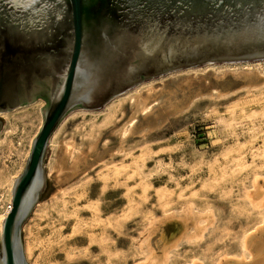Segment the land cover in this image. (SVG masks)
I'll return each instance as SVG.
<instances>
[{"label": "rangeland", "instance_id": "rangeland-1", "mask_svg": "<svg viewBox=\"0 0 264 264\" xmlns=\"http://www.w3.org/2000/svg\"><path fill=\"white\" fill-rule=\"evenodd\" d=\"M164 83L176 95L162 104ZM150 88L158 106L120 135L133 113L128 96ZM44 104L0 112V214ZM44 173L47 187L22 226L28 264H135L142 240L169 244L195 224L199 237L168 264L239 256L241 237L264 217L247 195L255 179L264 191V59L175 69L99 109L72 110L48 141Z\"/></svg>", "mask_w": 264, "mask_h": 264}, {"label": "water", "instance_id": "water-1", "mask_svg": "<svg viewBox=\"0 0 264 264\" xmlns=\"http://www.w3.org/2000/svg\"><path fill=\"white\" fill-rule=\"evenodd\" d=\"M258 59L264 0H0V112L45 101L2 219L0 264H28L22 226L47 187L48 141L69 112L99 109L175 69Z\"/></svg>", "mask_w": 264, "mask_h": 264}, {"label": "bare ground", "instance_id": "bare-ground-1", "mask_svg": "<svg viewBox=\"0 0 264 264\" xmlns=\"http://www.w3.org/2000/svg\"><path fill=\"white\" fill-rule=\"evenodd\" d=\"M164 84H167V83H164ZM223 85L224 83L222 84V86ZM225 86L226 85H224V87ZM156 89L150 88L149 90H147V93L146 91L145 93L143 92L144 94H142L141 92H137L133 96H128V103L131 107V110H133V113L132 115L130 114L131 116L129 117L126 126H124L121 129V132H120L121 134L119 133L120 135L126 134V131H128L132 126H134L137 122H139L138 120L140 117L146 116L147 113L151 112L154 105L158 104V97L155 98V96L159 95V93L155 95ZM164 90H165V87H164ZM171 90H173V86L172 88H169V85L167 84L166 91L171 92V93L167 95V92L164 93L163 91V94L161 95V98H160V101L162 102V104L169 102L171 97H173L172 100L175 98V95H176L175 91L173 93ZM120 107H121V104H119L118 108ZM73 149L74 148H70L68 150L70 153L69 155L72 154ZM247 195H248V202L252 206V208L258 211H264V191H260L258 189L256 179L254 180V183H253V190L248 192ZM7 212H8L7 210H4L0 214V225H2L1 224L2 219L5 217ZM200 227L203 228L204 226H201V225L199 226L195 224L193 227L188 228L185 232L178 234L177 236L172 235L171 237L173 238V241L169 244H164V242L162 243L161 241H158V240H156L155 242L153 241L154 243L152 244L149 242L150 238L147 239L146 238L147 236H146L145 237L146 239L142 240L138 244L139 246L138 249L140 251L141 257L139 261L136 262L135 264H168L170 257H171L172 250H174L175 248H177L184 242L193 243L194 241H196L200 233L196 234L195 230L199 229L201 231L202 229ZM240 247H241V254L239 256L232 257L230 255L231 256L230 257V256H226L223 254L224 256L222 255L221 258L219 257L218 261L215 264H264V217H262L261 223L258 224L252 231L247 232L243 237H241ZM187 264H202V263L199 262L198 260H193Z\"/></svg>", "mask_w": 264, "mask_h": 264}, {"label": "built area", "instance_id": "built-area-1", "mask_svg": "<svg viewBox=\"0 0 264 264\" xmlns=\"http://www.w3.org/2000/svg\"><path fill=\"white\" fill-rule=\"evenodd\" d=\"M11 206H12V205H11V202H9V203L7 204V206H6V210L9 211V210L11 209Z\"/></svg>", "mask_w": 264, "mask_h": 264}, {"label": "flooded vegetation", "instance_id": "flooded-vegetation-1", "mask_svg": "<svg viewBox=\"0 0 264 264\" xmlns=\"http://www.w3.org/2000/svg\"><path fill=\"white\" fill-rule=\"evenodd\" d=\"M39 98V97H38Z\"/></svg>", "mask_w": 264, "mask_h": 264}]
</instances>
